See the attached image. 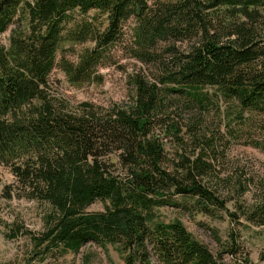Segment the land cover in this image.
Here are the masks:
<instances>
[{
  "label": "trees",
  "instance_id": "trees-1",
  "mask_svg": "<svg viewBox=\"0 0 264 264\" xmlns=\"http://www.w3.org/2000/svg\"><path fill=\"white\" fill-rule=\"evenodd\" d=\"M128 21L126 51L154 64L155 79L134 75L126 106L81 102L73 110L50 101L54 68L73 85L101 82L99 68ZM12 25L7 45L0 43V163L15 185L3 196L44 201L55 213L33 241L36 254L95 241L118 245L125 264H153L150 249L157 264H225L180 220L155 219L175 196L202 209L223 202L197 178L208 166L201 157L164 168V145L151 127L166 111L165 91L199 107L236 102L264 132V0H0V35ZM96 200L103 210L87 212ZM227 245L231 264H252Z\"/></svg>",
  "mask_w": 264,
  "mask_h": 264
},
{
  "label": "rangeland",
  "instance_id": "rangeland-1",
  "mask_svg": "<svg viewBox=\"0 0 264 264\" xmlns=\"http://www.w3.org/2000/svg\"><path fill=\"white\" fill-rule=\"evenodd\" d=\"M95 13L90 11L89 15ZM13 27L0 35V43L7 45ZM130 28L128 21L122 37L110 48L106 63L101 64L105 65L99 68L101 82L73 85L54 68L46 88L49 100L60 109L73 110L81 102L104 108L129 105L135 94L133 76L150 82L157 74L154 64L137 61L126 51ZM66 55L75 60L74 55ZM160 95L166 111L157 113L151 133L164 145V168L177 170L183 156L191 161L201 157L208 166L197 178L223 204H208L202 209L194 204V198L175 196L172 200L177 199V204L158 208L155 219L180 220L213 254L221 252L225 264L232 262L230 254L224 252L227 244L237 249L235 257L248 255L252 264H264L260 258L264 253V132L257 126L259 118L249 111L238 114L237 103L230 100L199 107L177 93L162 91ZM6 185H15V177L0 163V264H125L118 245L95 241L84 242L77 252L53 247L36 254L41 249L33 241L52 225L55 213L44 201L5 198ZM103 208L96 200L86 211ZM149 254L157 264L151 249Z\"/></svg>",
  "mask_w": 264,
  "mask_h": 264
}]
</instances>
